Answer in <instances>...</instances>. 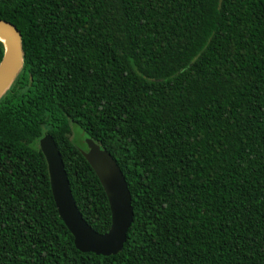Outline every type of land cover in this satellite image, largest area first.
<instances>
[{
    "label": "trees",
    "instance_id": "16d2710c",
    "mask_svg": "<svg viewBox=\"0 0 264 264\" xmlns=\"http://www.w3.org/2000/svg\"><path fill=\"white\" fill-rule=\"evenodd\" d=\"M0 19L23 53L0 96V264H264V0H0ZM73 125L131 195L116 255L76 249L55 207L44 133L109 228Z\"/></svg>",
    "mask_w": 264,
    "mask_h": 264
},
{
    "label": "water",
    "instance_id": "95a60500",
    "mask_svg": "<svg viewBox=\"0 0 264 264\" xmlns=\"http://www.w3.org/2000/svg\"><path fill=\"white\" fill-rule=\"evenodd\" d=\"M0 40L4 52L0 60V96L8 89L23 63L21 35L10 22L0 19ZM86 150L79 151L95 172L105 193L110 225L103 233L93 230L82 217L73 199L67 173L59 150L49 133H44L38 145L48 173L49 186L57 213L73 237L76 249L96 255H116L123 246L133 220L131 195L123 173L106 149L91 138L84 139Z\"/></svg>",
    "mask_w": 264,
    "mask_h": 264
},
{
    "label": "rangeland",
    "instance_id": "374dc122",
    "mask_svg": "<svg viewBox=\"0 0 264 264\" xmlns=\"http://www.w3.org/2000/svg\"><path fill=\"white\" fill-rule=\"evenodd\" d=\"M73 135H72V139L73 141L77 144V146H79L80 148H82V140H84L85 138H83L82 136V132L79 130V128L76 125H73Z\"/></svg>",
    "mask_w": 264,
    "mask_h": 264
}]
</instances>
